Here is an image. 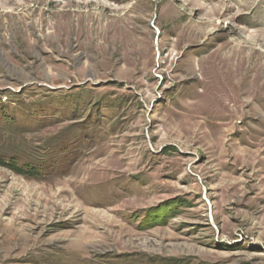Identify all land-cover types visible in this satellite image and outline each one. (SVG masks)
<instances>
[{
  "label": "rangeland",
  "instance_id": "obj_1",
  "mask_svg": "<svg viewBox=\"0 0 264 264\" xmlns=\"http://www.w3.org/2000/svg\"><path fill=\"white\" fill-rule=\"evenodd\" d=\"M0 264H264V0H0Z\"/></svg>",
  "mask_w": 264,
  "mask_h": 264
},
{
  "label": "bare ground",
  "instance_id": "obj_2",
  "mask_svg": "<svg viewBox=\"0 0 264 264\" xmlns=\"http://www.w3.org/2000/svg\"><path fill=\"white\" fill-rule=\"evenodd\" d=\"M236 99V98H235ZM235 99H233V100H235ZM230 101V100H229ZM237 102V104H238V101H236ZM235 107V106H234Z\"/></svg>",
  "mask_w": 264,
  "mask_h": 264
}]
</instances>
